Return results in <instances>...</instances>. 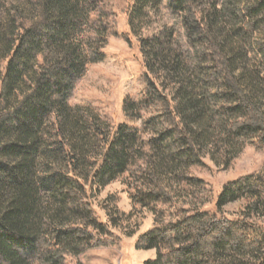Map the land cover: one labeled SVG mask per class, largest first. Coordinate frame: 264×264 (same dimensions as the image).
Listing matches in <instances>:
<instances>
[{
  "label": "trees",
  "instance_id": "16d2710c",
  "mask_svg": "<svg viewBox=\"0 0 264 264\" xmlns=\"http://www.w3.org/2000/svg\"><path fill=\"white\" fill-rule=\"evenodd\" d=\"M28 1V9L15 5L0 16V63L8 60L0 95V264H82L80 254L123 243L96 216L90 193L128 174L129 188L143 195L140 203L170 202L172 197L160 184L148 193L139 187L142 175L150 174V141H140L138 131L127 125L106 132L98 116L82 120L67 101L86 64L103 59L101 36L118 35L108 0L91 1L96 13L89 18L86 54L72 40L75 22L86 17L82 0ZM194 1L172 0L171 5L180 12L189 40L208 43L212 49L216 75H224L233 99L229 110L238 115L231 125L233 132L250 133L257 146L264 147V109L256 100L257 85L236 75L230 42L221 26V14H227L229 5L215 2L200 10ZM254 1L255 12L263 9L264 0ZM237 16L240 12H235ZM176 40L175 31L164 28L140 41L148 94L162 102L163 115L175 126L185 147L184 159L202 165L201 147L208 137L205 109L187 85L186 62ZM45 49L53 56L52 66L39 70V56L45 58ZM26 75L31 80L24 87ZM136 109L137 103L127 98L124 112L133 116ZM47 117L52 118L49 126ZM50 128L57 132L56 138L48 136ZM90 137L102 140L103 149L84 174L79 167ZM60 153L73 165L74 175L42 168L46 156L51 159ZM230 160L226 158L225 167ZM155 172L159 173L158 168ZM156 173L149 176L156 179ZM180 176L186 182L200 181L187 171ZM240 190L241 182L229 183L219 193L213 212L184 210L174 223L142 234L136 248L157 254L144 264H264V227L256 219L258 202L235 219L221 213L224 206L240 198Z\"/></svg>",
  "mask_w": 264,
  "mask_h": 264
},
{
  "label": "rangeland",
  "instance_id": "374dc122",
  "mask_svg": "<svg viewBox=\"0 0 264 264\" xmlns=\"http://www.w3.org/2000/svg\"><path fill=\"white\" fill-rule=\"evenodd\" d=\"M91 1L96 0H86L90 3L88 7L82 0L81 8L86 17L75 22L72 32V40L84 54L88 48L89 18L96 13ZM195 1L193 6L200 10H207L215 2L221 6L229 5L227 14H221V26L230 42L229 54L235 65V73L243 77V82L257 85L259 93L256 100L264 109V7L255 12L253 8L257 3L254 0ZM28 2L0 0V16H4L15 5L28 9ZM171 3L172 0H108L110 9L116 15L118 35L101 36L103 59L86 64L84 75L68 97L69 105L76 109L74 115L82 120L87 118L92 121L98 116L99 124L106 132H115L120 125H127L138 131L140 141H150L152 150L147 152L148 156L152 155V162L148 172L155 174L158 168L159 173H156V179L150 174H143L139 187L143 189L142 192L148 193L150 188L160 184L172 197L170 202L155 199L146 205L140 203L139 199L143 195L129 188L128 174L90 193L89 201L96 216L108 224L123 239V243L80 254L78 260L82 264H144L146 260L156 258L155 250L136 248L139 237L154 227H167L174 223L184 210L213 212L219 193L232 182H241L240 198L224 206L221 213L235 219L248 205L258 202L256 219L264 227V147L259 148L256 137L250 133L233 132L231 125L238 115L229 110L233 99L224 83V75H216L212 49L208 43L189 40L181 14L173 9ZM235 12H240L238 19ZM164 28L175 31L177 48L182 55L180 57L188 63H185L187 85L204 105L208 137L201 147L202 165L184 159L185 147L178 139L175 126L163 115L162 102L148 94L140 41L156 35ZM44 54L45 58L43 54L39 56V70L52 66L53 56L49 49H45ZM7 64V59L0 63V95ZM23 80L21 86L26 87V82L31 79L26 75ZM127 98L137 103L133 116L124 112ZM47 120L49 126L52 118L47 117ZM49 131V137L58 136L52 128ZM46 145L48 147L49 142ZM102 149V140L97 137L88 139L84 145L80 173L87 174L90 171ZM236 153L238 155L233 158ZM226 158L231 159L228 167H225ZM42 168L74 175L73 165L61 153L51 159L46 156ZM183 171L200 181H184L180 176Z\"/></svg>",
  "mask_w": 264,
  "mask_h": 264
}]
</instances>
